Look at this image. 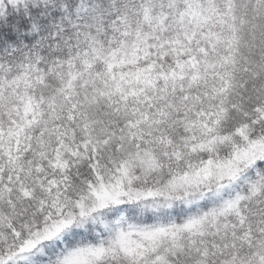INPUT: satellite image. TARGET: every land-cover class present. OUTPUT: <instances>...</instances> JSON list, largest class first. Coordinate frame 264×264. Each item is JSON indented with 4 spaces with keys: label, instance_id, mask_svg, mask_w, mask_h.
<instances>
[{
    "label": "snow or ice",
    "instance_id": "obj_1",
    "mask_svg": "<svg viewBox=\"0 0 264 264\" xmlns=\"http://www.w3.org/2000/svg\"><path fill=\"white\" fill-rule=\"evenodd\" d=\"M0 264H264V0H0Z\"/></svg>",
    "mask_w": 264,
    "mask_h": 264
}]
</instances>
